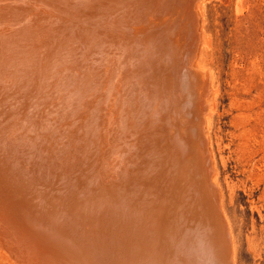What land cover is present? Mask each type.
Segmentation results:
<instances>
[{
    "label": "bare ground",
    "instance_id": "obj_1",
    "mask_svg": "<svg viewBox=\"0 0 264 264\" xmlns=\"http://www.w3.org/2000/svg\"><path fill=\"white\" fill-rule=\"evenodd\" d=\"M31 1L68 12L74 0ZM114 1L123 8L116 18L96 25L68 18L72 40L64 47L56 19L30 18L28 0H0V246L34 264H191L192 255L202 264H235L208 150L213 77L197 55L203 0H163L167 17L154 13V28L163 25L155 35L149 26L133 28L139 14L129 13L128 0ZM110 3L75 0L74 8L86 15ZM119 28L128 35H112ZM146 153L154 161L150 178L141 177L147 188H138L145 203L131 204L128 188L137 181L130 178ZM170 193L174 210L166 207ZM153 201L147 218L140 208ZM164 219L180 233L183 221L202 227L203 248L190 242L180 248L186 258L157 256L162 235H181L173 226L162 232ZM96 235L115 238L117 250ZM143 241L151 248L142 251ZM125 249L137 257L125 258ZM106 255L118 260L107 263Z\"/></svg>",
    "mask_w": 264,
    "mask_h": 264
},
{
    "label": "rangeland",
    "instance_id": "obj_2",
    "mask_svg": "<svg viewBox=\"0 0 264 264\" xmlns=\"http://www.w3.org/2000/svg\"><path fill=\"white\" fill-rule=\"evenodd\" d=\"M28 1L32 2L31 0ZM161 2L164 1L128 0L126 6L129 13L133 15L137 12L139 14L138 21H140V23L135 24L133 22V28L136 27L138 30L141 25L145 28L149 26V30H155V35L157 32L156 29L161 28L163 25L160 24L158 28H154L155 24L151 22L152 17L156 15L154 13L158 12L160 14L159 16H162L161 19L167 17L165 16V11H162ZM32 4L33 6L31 5L29 8V12H32V14L29 13L30 18L36 16L39 20L49 19L53 21L56 19L57 24L61 23L62 26L60 30L63 29V34L59 36L58 40L59 43H64V47L67 41L72 40L71 38L68 39L72 33H69L67 29L63 27L65 25L64 22L71 19V16L76 15L79 18L80 25H84L85 23L96 25L95 23H100V21H98L99 19L103 21L107 17L116 18L123 13V8L119 6L120 3H116L115 1L112 2V0L111 3L108 4L106 10L95 11V9L92 8L86 15L81 14L79 10L74 8L75 0L69 2L68 12L54 11L48 8L49 5L46 8V5L37 4L34 1ZM178 12L179 9H175L174 18L176 16L178 17V15L179 18L183 17V15L178 14ZM203 12V30L201 29L202 31H200L199 26L201 38L197 47V55L198 57L200 55L198 61H200L205 69L209 70L211 77H213L211 85L212 90L211 88L209 90L211 96H207V100H211L210 103L213 104L210 124L207 129L208 150L212 158L213 172L215 171L214 174L212 172L214 176L212 177L214 179L216 178L215 181H217L216 185L219 189V195H221L222 207L232 234L235 264H264V0H203ZM129 18L132 19L131 16H129ZM67 22L68 21H66V24ZM105 23L107 22H101L100 28H102L101 26ZM109 23L112 24L113 22L111 21ZM123 24L124 23H122V25ZM2 27H9V25L5 23L2 24ZM123 30L119 28L115 30L112 35L119 32L127 36L128 33ZM3 32L7 34L11 33L10 31ZM47 41L50 42L51 40L47 39ZM161 66H163V64H161ZM209 97L211 98L209 99ZM86 112L87 111L83 112V115H86ZM8 121H10V119ZM149 150L150 149H148V151ZM145 156L147 157V153ZM146 157L143 166H139V169L142 167L140 169L141 173L139 169L135 168L137 175L134 173V179L132 177L130 178L132 183H134L133 181L137 182L134 184L135 187L128 188L130 191L127 194L130 195L128 196L129 198L127 197L126 199H129L127 200L128 202L130 201L129 203L133 200L134 203L140 200L138 203L140 205V202L145 200V198H143L145 194L141 191L145 190L147 187L142 182L144 178L141 177L144 175L147 176L148 179L150 178L147 173L151 170L149 167H153L151 164H153L154 161L153 154L149 156L152 157V159L147 157V160ZM148 161H152L151 164L148 163ZM148 168L149 170H147ZM142 169L144 172L146 170L145 174ZM138 180L140 182H138ZM174 185L175 184H173V186ZM182 185L183 182L179 180V182H177V187L181 188ZM75 187L76 190L79 188L78 191H80V185ZM140 187L142 189L141 191L138 189ZM135 189L137 190L136 192ZM53 191H50V193H55L56 189H53ZM172 191L176 193V189L173 187ZM81 192L82 191L76 193L74 196L81 199ZM137 193L143 195L139 196ZM150 194H154V192H150L149 195ZM169 196L172 197V200L175 194L170 193ZM136 198L137 200L135 202ZM171 200L167 201L168 205H166V207L168 209L170 208L169 210H174L175 205L173 204V200ZM153 202H148L152 207L145 204L147 209L144 206L140 208L138 204L135 205L143 211L147 210L144 212L147 215L143 213V216L148 218V216H150L149 211L155 208V202ZM171 202L172 204L170 205L169 203ZM144 203L145 202L142 204ZM169 210H166V213H170L168 212ZM129 211L131 210H128V213ZM205 216L203 215L202 218H206ZM168 218L172 220L171 214H168ZM169 219L163 220L162 232L164 229H167V231L172 233V226L174 227L175 224L173 225V223H171L172 221ZM202 222L204 223L203 220ZM181 223L182 226H180V228L182 229H178L181 230V232L183 231L182 233L176 230V226L173 228L181 234H178V237H172L171 234H168V237H166L165 234L162 235V241L156 246L158 249L157 256L160 258H181L183 255L184 257L182 258H186L185 253L182 252L183 250L180 248H183L185 244L189 246L190 242L193 248L202 247L200 231L202 235L204 234L203 232L206 231L203 230L202 227H200L201 230L197 227L198 230L196 228L197 224L194 223L190 224L183 221L180 222L179 225H181ZM203 223H201V226ZM169 225L171 229H169ZM82 226H84V224ZM189 226H191V228H189ZM108 228L109 226H107V228L104 227L107 232H110L111 230L109 231ZM145 236H147V234H145ZM102 238L96 235L94 240L96 242L104 241V243L114 245L112 248H116L117 250V247H115L117 243L115 238L110 236L105 239ZM174 239H176L175 241L178 243H175ZM148 242L143 241L141 243L142 245L140 247H142V251L151 248H149ZM153 249L155 250V246ZM163 249L166 250V253H162ZM129 250L130 249L124 250V257L133 258L134 256L135 258L136 254H131L133 250H131V253ZM5 252L6 251L0 246V264H34L30 259L26 260L27 258L19 257L16 254H11L10 256ZM110 252L114 251L111 250ZM182 253L184 254L182 255ZM114 256L112 255V257ZM189 258H193L191 264H202L204 260L203 257L198 258L197 255H195V257L192 255ZM102 259L107 263H111L116 259L118 260V258H109L108 255L103 256Z\"/></svg>",
    "mask_w": 264,
    "mask_h": 264
}]
</instances>
